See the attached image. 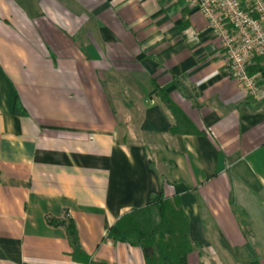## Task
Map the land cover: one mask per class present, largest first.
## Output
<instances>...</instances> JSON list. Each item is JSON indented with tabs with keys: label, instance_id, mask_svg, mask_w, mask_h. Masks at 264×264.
I'll list each match as a JSON object with an SVG mask.
<instances>
[{
	"label": "crops",
	"instance_id": "0c3cea01",
	"mask_svg": "<svg viewBox=\"0 0 264 264\" xmlns=\"http://www.w3.org/2000/svg\"><path fill=\"white\" fill-rule=\"evenodd\" d=\"M256 76L250 95L188 0H0V264H147L109 231L161 192L187 264H250L249 240L264 264Z\"/></svg>",
	"mask_w": 264,
	"mask_h": 264
},
{
	"label": "trees",
	"instance_id": "16d2710c",
	"mask_svg": "<svg viewBox=\"0 0 264 264\" xmlns=\"http://www.w3.org/2000/svg\"><path fill=\"white\" fill-rule=\"evenodd\" d=\"M264 75V66L258 58L249 67V73ZM159 94L176 118L173 133H183L192 129L185 114L163 90ZM114 239L142 247L147 264H187L188 254L197 245L190 237L189 219L178 198L169 199L161 192L153 196L143 207L135 208L121 217L109 231ZM250 264H261L255 245L246 244ZM74 258L92 264L91 257L81 249L74 252Z\"/></svg>",
	"mask_w": 264,
	"mask_h": 264
},
{
	"label": "built area",
	"instance_id": "2783aa9c",
	"mask_svg": "<svg viewBox=\"0 0 264 264\" xmlns=\"http://www.w3.org/2000/svg\"><path fill=\"white\" fill-rule=\"evenodd\" d=\"M188 2L203 13L217 33L232 76L250 95H257L260 80L249 73V67L258 58L264 66V0ZM189 34L196 36L194 31Z\"/></svg>",
	"mask_w": 264,
	"mask_h": 264
}]
</instances>
